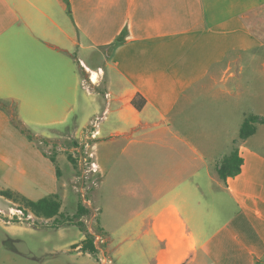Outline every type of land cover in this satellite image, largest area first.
Instances as JSON below:
<instances>
[{"label": "crops", "instance_id": "1", "mask_svg": "<svg viewBox=\"0 0 264 264\" xmlns=\"http://www.w3.org/2000/svg\"><path fill=\"white\" fill-rule=\"evenodd\" d=\"M261 14L264 0H0L1 97L34 111L42 100L48 112L67 115L81 84L94 89L75 134L96 164L93 201L107 263L264 264V153L253 141L264 122L237 141L211 104L229 90L193 91L228 82V35ZM107 52L109 72L97 64ZM200 58L204 75L194 70ZM1 142L0 218H10L1 221L12 237L17 203L1 190L31 200L57 194L38 172L27 176ZM233 151L241 170L223 178L219 164ZM44 154L57 163L58 155ZM57 174L65 187L59 166Z\"/></svg>", "mask_w": 264, "mask_h": 264}, {"label": "rangeland", "instance_id": "2", "mask_svg": "<svg viewBox=\"0 0 264 264\" xmlns=\"http://www.w3.org/2000/svg\"><path fill=\"white\" fill-rule=\"evenodd\" d=\"M247 21V26L246 22L239 23L244 24L245 29L228 35V59H224L223 65L226 67L228 61V73L234 75L223 86L215 85L210 90L199 83L193 85V91L197 93L211 94L229 90L227 95L224 94V99L211 104L216 111L223 110V119L220 120L227 123L230 136L237 141L246 118L253 114L264 117V14L253 15ZM109 57L111 54L107 52L97 62L107 72L110 69L107 65ZM220 64L221 61H214L212 71L216 72ZM194 70H200L203 75L206 73L201 58ZM87 88L92 93H87ZM92 88L90 82L84 87L80 85L78 99L70 98L68 101L67 115L48 112L45 101L42 100L39 101L41 107L34 111L26 100L0 96V143L1 140L5 142L8 154H15L17 160L22 163L21 166L26 169L27 176L34 179V174L38 172L43 187L57 194L62 202L59 214L50 218L37 215L25 209L22 203H17L15 207L21 208L22 219L11 218L14 221L12 229L15 235L10 237V243L14 249L6 246L5 240L9 237L3 235L2 221L10 218H0V264H110L102 255L105 251L108 256L107 238L100 235L96 222L97 206L93 201L99 181L97 176L90 172L81 177L80 169L90 165L91 156L86 149L78 150L80 140L75 134L76 123L81 122L85 111L92 110ZM207 97L206 102L210 103L211 96ZM57 102L60 104L63 101ZM110 118L113 123L117 122L116 116L112 115ZM61 119H64L63 123L58 122ZM19 122H23L36 137L30 138ZM251 124L253 127L256 125L255 122ZM103 136L110 138V132H104ZM253 141L259 144L256 145L257 149L264 153V128ZM231 148L232 144L229 146V149ZM44 152L50 157L58 155L57 163L52 162L49 157L46 158ZM83 157H87L88 161L82 162L79 169L78 159L81 161ZM58 166L62 169L65 187L62 178L58 177ZM81 203L87 208L90 207L91 212L81 214ZM87 236L95 239L99 249L97 255L83 252L76 247L78 243L82 244Z\"/></svg>", "mask_w": 264, "mask_h": 264}, {"label": "trees", "instance_id": "3", "mask_svg": "<svg viewBox=\"0 0 264 264\" xmlns=\"http://www.w3.org/2000/svg\"><path fill=\"white\" fill-rule=\"evenodd\" d=\"M134 105L137 109H141L145 104V98L139 96V98L133 101ZM252 122H264L263 118L258 116H250L246 118L244 121L242 128L240 130V138L245 139L252 135L255 131V127L251 124ZM21 128L24 132H26L30 138L36 137L35 134H32L30 129H28L23 122H19ZM252 125V126H251ZM71 160H74L70 157ZM54 160V158H53ZM243 164V159L238 155L237 151H233L230 155L224 157L219 164L218 173L221 177L225 178L229 175H235L241 170V166ZM1 194L8 199L13 200L15 203H22L25 209H29L37 215H43L48 218L56 216L60 212V208L62 206V202L58 195H52L40 198L38 200H31L20 192H16L10 189L1 190ZM79 212L81 214L90 213L91 208L85 207L82 203L79 205ZM1 215V213H0ZM11 238L5 240L6 246L9 248H13V245L10 243ZM78 246V245H76ZM80 250L83 252H88L92 255H97L99 249L97 244L95 243V239L93 237L87 236L83 240L81 244Z\"/></svg>", "mask_w": 264, "mask_h": 264}, {"label": "built area", "instance_id": "4", "mask_svg": "<svg viewBox=\"0 0 264 264\" xmlns=\"http://www.w3.org/2000/svg\"><path fill=\"white\" fill-rule=\"evenodd\" d=\"M82 159V158H81ZM84 160V161H83ZM86 161H88V159H87V157H83V159H82V162H84V163H87ZM90 167H89V170H88V168H87V171H93V172H95L96 171V164L94 163V162H91L90 161V165H89ZM11 215H12V217L11 218H15V217H18V218H20V219H22V215H20V214H22V210H21V208H15V209H13L12 211H11V213H10Z\"/></svg>", "mask_w": 264, "mask_h": 264}, {"label": "bare ground", "instance_id": "5", "mask_svg": "<svg viewBox=\"0 0 264 264\" xmlns=\"http://www.w3.org/2000/svg\"><path fill=\"white\" fill-rule=\"evenodd\" d=\"M93 78L96 80L97 79L96 75H94Z\"/></svg>", "mask_w": 264, "mask_h": 264}]
</instances>
